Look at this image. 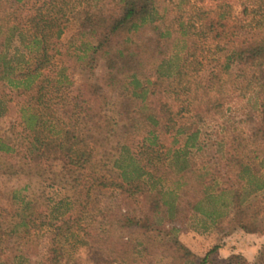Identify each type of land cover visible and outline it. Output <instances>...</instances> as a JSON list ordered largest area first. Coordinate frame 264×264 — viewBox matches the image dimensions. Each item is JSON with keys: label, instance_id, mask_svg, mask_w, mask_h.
Instances as JSON below:
<instances>
[{"label": "trees", "instance_id": "obj_1", "mask_svg": "<svg viewBox=\"0 0 264 264\" xmlns=\"http://www.w3.org/2000/svg\"><path fill=\"white\" fill-rule=\"evenodd\" d=\"M8 2L0 0V117L16 95L24 150L0 137L3 163L20 157L42 175L50 160L47 144L57 142L61 132L67 135L69 128L76 130L82 115L70 97L74 81L65 58L89 72L100 61H108L112 68L104 86L123 90L122 121H142L143 134L125 131L128 137L122 138L120 147L127 165L119 166V182H105L103 187L131 197L149 187L150 193L157 191L164 199L162 185L168 181L166 171H172L182 181L176 203L155 199L151 213L167 205L166 218L172 220L184 212L185 202L191 212L202 211L206 202L215 208L220 203L235 213L236 217L228 213V219L236 228L250 235L263 233L262 218L247 223L238 214L243 189L256 183L252 192H264V160L256 163L236 154L238 188L214 189L219 176L212 168L198 167L196 158L211 151L221 160L224 148L233 147L228 135L233 124L248 126L250 138L264 145V0H209L211 6L199 8L191 0H166L172 8L162 6V0H13L7 6ZM67 34L71 36L64 42ZM117 36L123 44L114 50L109 46ZM107 133L115 134L112 128ZM137 136L142 137L138 143ZM86 142L82 138L75 144L78 159L70 161L72 165L82 161L79 150ZM139 154L147 155L143 165ZM83 185L74 188L80 195ZM19 193L11 197L18 210L10 218L18 221L9 232L0 233V244L14 234L28 243L36 230L54 229L55 247L43 259L45 264H62L57 256L63 250L57 242L73 232L75 218L70 214L64 229L57 225L60 217L49 214L54 213L49 210L51 199L45 205L48 210L41 211L35 200ZM229 194L231 201L226 202ZM209 214L221 216L217 210ZM24 245L0 247V264H6L7 254L23 260ZM219 249L211 248L199 264H251L242 255L217 262ZM260 259L264 262V248Z\"/></svg>", "mask_w": 264, "mask_h": 264}, {"label": "rangeland", "instance_id": "obj_2", "mask_svg": "<svg viewBox=\"0 0 264 264\" xmlns=\"http://www.w3.org/2000/svg\"><path fill=\"white\" fill-rule=\"evenodd\" d=\"M12 1L9 0L7 6ZM162 3V6L169 5L172 8L166 0H162ZM191 4H196L198 8L211 6L209 0H191ZM240 11L241 8H238V12ZM70 36L67 34L64 42ZM122 44L121 36H117L112 39L109 47L115 50ZM65 60L74 81L70 97L82 112L80 125L76 130L67 129V135L61 132L57 142L47 144L46 152L50 160L40 176L20 157L5 163L0 160V233L9 232L15 221L10 218L18 210V206L11 197L15 191H20V197L35 200L37 210L47 211L45 205L51 199L48 203L49 210L54 213L49 214L60 217L62 221L57 223L59 226H65L64 221L70 214L75 218L73 232L57 242L58 248L63 250V254L57 256L58 262L62 264H199L215 246L220 248L217 262H226L233 255H242L251 264H264L260 259V252L264 248V231L250 235L236 228L235 223L228 219V213L229 216L236 217L235 213L222 207L220 203L215 208V205L206 202L202 211L191 212L185 202L181 204L184 212L168 220L167 205H161L158 212H150L155 199H162L157 191L150 193L149 187H146L131 197L122 190L103 187L105 182H119V166L127 165V154L122 151L120 141L128 137L125 134L127 129L142 135L143 122L127 119L122 121L120 112L124 101L123 90L112 91L104 86L112 68L110 62L100 61L95 70L89 72L78 67L68 57ZM19 104L20 99L13 94L7 114L0 117V137L10 140L13 146L23 151L24 147L20 145L22 129ZM111 128L114 135L107 133ZM248 128L245 124H233L228 133L232 137L233 147L224 148L221 160L225 162L226 159H232L234 162L231 164L214 159L211 151L196 158L198 167L212 168V174L219 176L214 189L238 188L236 154L243 158H253L256 163L264 160V145L257 144L250 138ZM82 138L87 140L79 150L83 159L78 165H72L70 161L78 159L73 153L75 144ZM140 138L142 137H135L136 143L142 140ZM245 139L248 141H244ZM61 142L63 149L60 148ZM240 143L243 144L241 147ZM236 146L240 149L236 150ZM140 149L136 148L134 153L138 154ZM146 156L142 158L139 154L141 165ZM170 172L166 171L168 181L162 185L164 199L160 204H175L180 192L182 181H177L178 178ZM261 174L264 180V169ZM81 183L84 184V191L80 195L74 188ZM255 184L242 192L244 201L238 216L247 223L257 217L264 220V192H252ZM91 186L93 187L88 191ZM194 193H190L192 200L195 199ZM230 196H225L226 202L231 201ZM213 210H217L221 216H210L209 212ZM39 224V221L35 223L36 226ZM54 235V229L41 232L36 230L28 243L17 240V234L5 236L0 244L1 248H18L25 244L27 251H23V260L13 259L9 254L3 260L6 264H45L43 255L55 247Z\"/></svg>", "mask_w": 264, "mask_h": 264}]
</instances>
